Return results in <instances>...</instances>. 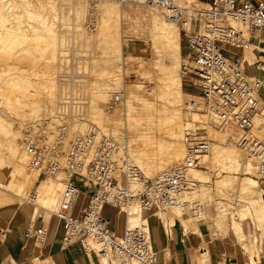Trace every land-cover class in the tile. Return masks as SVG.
<instances>
[{"label": "rangeland", "instance_id": "rangeland-1", "mask_svg": "<svg viewBox=\"0 0 264 264\" xmlns=\"http://www.w3.org/2000/svg\"><path fill=\"white\" fill-rule=\"evenodd\" d=\"M145 3L102 0L88 21L86 0H0V207L23 204L41 212L50 182L57 187V197L48 213L58 211L64 174H39L30 165L22 139L56 119L60 111L62 119L56 124L64 121L71 134H82L91 122L100 135L123 145L147 178L181 165L190 141H204L209 158H197V174L187 169L176 204L131 215L133 223L126 219L127 227H141L137 216L154 218L161 227L172 223L171 229L177 219L186 232L197 231L201 221L208 239L221 240L218 235L224 232L244 234L246 246L234 245L247 264L253 263L246 247L258 251L255 264L264 263V181L257 174H244L242 169L250 171L253 165L242 148V159L230 153L229 139L242 137L232 121L217 124L211 120L212 110L193 109L177 98L181 91L187 94L180 76L184 43L179 28L176 39L164 37L158 26L167 25L168 19ZM193 4L205 6L199 0ZM245 35L249 41L257 38ZM129 38L136 49L127 55L122 48ZM177 45L183 59L177 58ZM246 50L242 66L256 69L257 46L250 43ZM114 95L120 100L111 109ZM260 103L254 118L257 138L264 135V102ZM193 114L201 120L194 121ZM187 118L194 127L185 126ZM249 176L260 182L249 185ZM76 178L92 189L90 181ZM29 196L34 204L27 202ZM46 212L41 216L47 222ZM120 217L125 222V209Z\"/></svg>", "mask_w": 264, "mask_h": 264}, {"label": "built area", "instance_id": "built-area-1", "mask_svg": "<svg viewBox=\"0 0 264 264\" xmlns=\"http://www.w3.org/2000/svg\"><path fill=\"white\" fill-rule=\"evenodd\" d=\"M101 1L86 0L88 21ZM146 4L158 8L178 25L184 43L180 73L186 93L195 99L191 107L212 110L222 122L235 124L243 133L240 146L254 164L258 178L264 181V138L250 134L262 106L258 97L262 79L249 75L241 62L249 44L245 32L254 37L264 29V0H210L204 7L193 3L182 7L177 0H146ZM256 68L264 73V59L257 61ZM119 100L120 95H114L110 108L115 109ZM58 113L56 119L27 132L22 142L31 156L30 165L39 174H64L65 187L55 214L63 228L61 244H80L96 255L99 264H157L149 232L126 227L121 236L116 235L100 223L102 207L121 211L122 205L133 201L143 207L154 203L163 208L174 206L183 187L184 169L194 166L196 157L207 151V144L190 141L180 168L146 178L137 190L131 186L143 174L123 145L100 135L91 122L82 134H71L66 122L56 124L57 118L62 119V112ZM72 177L94 185L93 194L78 214L72 213L79 196V190L70 182ZM46 233V224H40L35 230L28 227L24 236L38 241Z\"/></svg>", "mask_w": 264, "mask_h": 264}, {"label": "crops", "instance_id": "crops-1", "mask_svg": "<svg viewBox=\"0 0 264 264\" xmlns=\"http://www.w3.org/2000/svg\"><path fill=\"white\" fill-rule=\"evenodd\" d=\"M179 1L185 6L193 3V0ZM199 1L210 2V0ZM249 42L257 46L255 59H264V29L261 30L256 39H251ZM135 49L136 43L129 38L123 45L122 52L123 54L127 53V55L134 54ZM178 50L180 54V46H178ZM235 50L239 52L238 49ZM244 69L249 75L262 79V87L258 90V97L264 102V73L252 65L247 69L244 67ZM183 96L185 97L183 98ZM186 96L190 95L181 91L183 102L191 105L192 100ZM71 179V184L79 190L77 202L72 209L73 214H78L94 190L82 186L76 177ZM39 208L43 210L42 213H35L33 208H28L23 204L0 207V264H40L38 258L42 260V264H99L96 255L93 252L85 251L80 244L74 243L63 246L61 244L63 228L54 216L56 213H48L43 208ZM44 212L47 214V222L41 216ZM139 213H132L130 209H127L126 212L125 209L126 217L125 222H123L120 211L103 205L99 221L116 235L121 236L126 227V219L133 223L134 217L131 215H138ZM137 218L142 227L143 220L138 216ZM144 222L147 225L146 228L149 226L151 246L157 254V264H247L245 254L234 245L246 246L243 239L244 234L239 235L235 231L224 232L218 235L221 240H215L204 237V223L201 221L196 223L197 231L192 230L190 232H186L177 219H175L172 229L170 228L172 223H163L161 227V224L154 218H149L148 221L146 218ZM40 224L47 226V233L44 238L35 241L24 236L28 227L35 230ZM246 248L252 263L255 264L253 258L258 255V251L250 247Z\"/></svg>", "mask_w": 264, "mask_h": 264}, {"label": "bare ground", "instance_id": "bare-ground-1", "mask_svg": "<svg viewBox=\"0 0 264 264\" xmlns=\"http://www.w3.org/2000/svg\"><path fill=\"white\" fill-rule=\"evenodd\" d=\"M145 5H148V4H146L145 3ZM180 5V4H179ZM148 6H150V5H148ZM180 6H182V5H180ZM183 7V6H182ZM167 21H169L168 22V24L167 25H160V26H158V28L162 31V35L164 36V37H166V38H169V39H176L177 38V36H178V25L173 21V20H167ZM249 45H250V42H249V44L246 46V48H244V51L246 50V49H249ZM243 51V52H244ZM247 51V50H246ZM177 58H179V59H183L182 57H181V55L179 54V51H178V45H177ZM243 56V55H242ZM175 60V59H174ZM244 61H246V60H244ZM241 62H242V59H241ZM180 76H181V73H180ZM176 83H179V81H176ZM170 87H168V89H169ZM177 98L179 99V100H181V95L179 94V95H177ZM259 102H260V100H259ZM261 111V108L259 109V111H258V113ZM192 113H194V112H192ZM196 115L195 114H193V120L194 121H198V120H201L200 119V117H199V119H197V117L196 118H194ZM210 116H211V120L213 121V122H218L217 124H219V122H221V120H220V118L217 116V114L213 111V113L211 112L210 113ZM191 117V116H190ZM206 117V116H205ZM207 118V117H206ZM255 118V117H254ZM188 119V118H187ZM185 120V126H187V127H194V124L192 123V121H189V119L188 120ZM196 119V120H195ZM191 120V119H190ZM202 120H204L203 118H202ZM207 120V119H206ZM254 122H255V119H254ZM197 125H198V123H196ZM200 125V124H199ZM214 125V124H213ZM229 131V130H228ZM255 131H256V125L254 124V126H253V128L251 129V131H250V134H251V136H253L254 138H256V139H263L264 138V135H263V138H257L256 137V135H255ZM241 132V131H240ZM242 133V132H241ZM188 136H190V135H188ZM242 137H243V133H242ZM241 137V138H242ZM107 139H111V140H113L112 138H108V137H106ZM206 138V137H205ZM235 138H237V137H235ZM241 138L240 139H236V140H233V139H229L230 140V145H231V150H230V153H232L233 154V156L235 157V159L237 160V159H242V153H241V151H240V149L242 148L241 146H240V141H241ZM114 141H116L117 142V140H114ZM238 141H239V144H238ZM208 144V143H207ZM121 145V144H120ZM215 146H216V144H213L212 145V147H211V149H213V148H215ZM243 149V148H242ZM128 151V150H127ZM208 151V152H207ZM207 153H202V154H200L199 156H197L196 157V159H195V164H194V166L193 167H191L190 169L189 168H187V169H189V173H190V175L191 174H194V173H196L197 172V170L198 169H196L195 167H196V160H197V158H199V157H201L202 156V160L203 161H206V159H208L209 158V151H210V148L207 146ZM186 152H187V150H186ZM186 154V153H185ZM245 154H246V152H245ZM184 157H185V155H184ZM183 157V158H184ZM250 161H251V159H249ZM233 161H235V160H233ZM135 163V162H134ZM136 164V163H135ZM251 164L253 165V169L252 170H248V168L247 169H242L243 170V172H244V174L246 175V172H250L252 175H255V174H257L256 173V169H255V166H254V164L251 162ZM137 165V164H136ZM182 166V164L181 165H179V166H176V167H174V168H171V169H168V170H173V169H176L177 167H181ZM139 168V167H138ZM140 169V168H139ZM187 169H184V171H183V176H184V180H185V178H186V172H187ZM205 170V169H204ZM255 170V171H254ZM140 171L142 172V170L140 169ZM206 171V170H205ZM204 172V171H203ZM142 174H143V178L142 179H140L137 183H135V184H132V186L131 187H133V188H135V189H137V190H141V188H142V186L144 185V182H145V179L147 178V176L142 172ZM197 174V173H196ZM198 174H199V171H198ZM200 175H202L201 173H200ZM203 175H204V173H203ZM199 176V175H198ZM194 178V177H193ZM242 179V178H241ZM200 180H202V178L200 179ZM246 180H247V178H246ZM246 180H244V181H246ZM184 182V181H183ZM258 182H260L258 179H256L254 176H249L248 177V184L249 183H251V184H258ZM90 184H91V186H92V189L94 190V185H93V183L92 182H90ZM251 184H249V185H251ZM183 186H184V183H183ZM256 186V185H255ZM251 187H253V185L251 186ZM260 188V187H259ZM182 189H183V187H182ZM255 189V188H254ZM256 189H257V187H256ZM258 191H259V189H258ZM181 192V191H180ZM256 193V192H255ZM258 193V192H257ZM259 194H260V191H259ZM256 195H258V194H256ZM259 196V195H258ZM258 196H256V197H258ZM56 197H57V187H56V185H55V183H50L49 182V184H48V193H47V195H46V198L44 199V202H42L43 204L42 205H39V207H41V208H43L45 211H51L52 210V208H53V205H55V200H56ZM33 196H29L28 197V200H27V202L28 203H32L33 202ZM133 202H137V201H133ZM138 203V202H137ZM130 204V203H129ZM129 204H127V205H122L121 206V210L122 209H130V210H132V213H137V212H141V211H143L144 212V210H146V209H148V208H151V207H158L159 205L157 204V203H154L153 205H150V206H148V207H143V206H141L140 204L137 206V205H129ZM161 209L163 208V207H161V206H159ZM139 209H140V211H139ZM238 212V211H237ZM57 213V212H56ZM239 213V212H238ZM145 219H143V221H142V229L143 230H146V224H145ZM235 224H237V223H235ZM126 227H127V220H126ZM125 227V228H126ZM233 227H235L234 226V224H233ZM237 227H239V225H237ZM128 228V227H127ZM240 228V227H239ZM129 229V228H128ZM90 243L93 245V247L94 248H96V245L92 242V241H90ZM38 260V262L40 263V264H42V260H40L39 258L37 259ZM103 263H105V262H103Z\"/></svg>", "mask_w": 264, "mask_h": 264}]
</instances>
